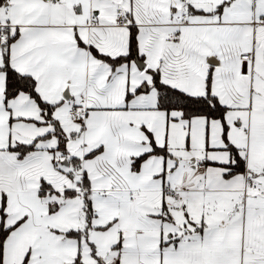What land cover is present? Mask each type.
<instances>
[{
    "label": "snow or ice",
    "instance_id": "snow-or-ice-1",
    "mask_svg": "<svg viewBox=\"0 0 264 264\" xmlns=\"http://www.w3.org/2000/svg\"><path fill=\"white\" fill-rule=\"evenodd\" d=\"M0 264H264V0H0Z\"/></svg>",
    "mask_w": 264,
    "mask_h": 264
}]
</instances>
